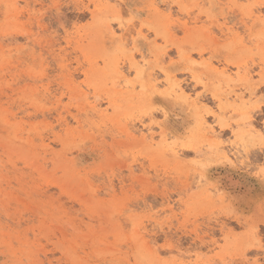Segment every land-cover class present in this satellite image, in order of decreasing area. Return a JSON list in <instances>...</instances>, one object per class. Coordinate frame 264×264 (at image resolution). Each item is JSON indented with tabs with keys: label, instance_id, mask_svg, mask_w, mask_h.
Segmentation results:
<instances>
[{
	"label": "rangeland",
	"instance_id": "374dc122",
	"mask_svg": "<svg viewBox=\"0 0 264 264\" xmlns=\"http://www.w3.org/2000/svg\"><path fill=\"white\" fill-rule=\"evenodd\" d=\"M262 5L0 0V264H264Z\"/></svg>",
	"mask_w": 264,
	"mask_h": 264
},
{
	"label": "snow or ice",
	"instance_id": "6c2138e0",
	"mask_svg": "<svg viewBox=\"0 0 264 264\" xmlns=\"http://www.w3.org/2000/svg\"><path fill=\"white\" fill-rule=\"evenodd\" d=\"M243 7V6H242ZM264 7V5H262ZM68 21L64 19V17H60L57 20L53 21V26H60V27H67ZM143 27V26H141ZM151 31V29H149ZM143 38V37H141ZM137 37L134 35L132 39V46L135 49ZM158 43V41H157ZM166 54V53H165ZM157 63H159V53H157ZM144 64H148V60H144ZM264 91V90H262ZM163 93H161L162 95ZM261 109L264 110V97L261 98ZM155 111H162L161 109H155ZM254 114V109L246 111L244 113V120L246 122H250L252 120ZM167 114L165 113V118ZM262 119H264V111H262ZM256 153L257 159L260 160L261 157H264V127H261L259 133H256L255 130H253V134L250 138H248L244 144H243V151L241 153L240 159L236 161L235 164H233V167H248L249 174H254L257 177L261 179L262 182H264V160H261V162L258 164L257 167L253 168L251 166V160L245 161L244 157L248 156L249 154ZM208 164L205 163L202 165V167H207ZM203 179V176L201 177ZM139 191V190H137ZM259 217L258 219L256 217H253L250 220L249 223V231L252 236H255L257 231L264 232V199L260 200L259 203ZM124 211H128V206L125 205ZM131 217V213H129ZM60 264H64L63 261L60 262ZM72 264H80L78 261H72Z\"/></svg>",
	"mask_w": 264,
	"mask_h": 264
},
{
	"label": "bare ground",
	"instance_id": "6f19581e",
	"mask_svg": "<svg viewBox=\"0 0 264 264\" xmlns=\"http://www.w3.org/2000/svg\"><path fill=\"white\" fill-rule=\"evenodd\" d=\"M253 4V3H252ZM157 5V4H156ZM254 5V4H253ZM258 13V12H257ZM125 20V19H124ZM127 21H129V20H127ZM133 23V22H132ZM132 23H129V24H127V23H124L123 21H120L118 24H119V26H118V28L119 29H116L117 27H115V29L116 30H120V31H122V30H128V31H130V27L131 26H133V24ZM135 25H136V23H135ZM114 29V30H115ZM132 29V28H131ZM122 33V32H121ZM124 33V32H123ZM128 33V32H127ZM127 33H124V34H127ZM133 33H134V30H133ZM129 34V33H128ZM113 35V34H112ZM135 35H137V34H135ZM114 36V35H113ZM119 36V35H118ZM122 36V35H121ZM129 35H127V37H128ZM115 37V36H114ZM117 37V36H116ZM115 37V38H116ZM125 39H126V37H125ZM121 40V39H120ZM117 41V40H116ZM127 42V41H126ZM125 42V43H126ZM121 43V42H120ZM120 45V44H119ZM143 56V55H142ZM141 56V57H142ZM145 58V57H144ZM144 58L142 59V60H144ZM170 79H173V78H171V76L170 75H166V80H167V82L169 83V85L172 87V90L173 91H180V95H182V96H186V92H185V90H184V88L182 87V85L179 83V82H171V80ZM213 96H214V98L216 99V100H220L221 98V96H219L218 97V95L217 94H213ZM201 101H200V98L198 97V96H196V99H194V104H198V103H200ZM195 106V105H194ZM219 109L218 110H220V107H218ZM215 117L217 116V115H214ZM202 119V118H201ZM204 122H202V124H203ZM206 127V126H205ZM204 127V128H205ZM212 126H208V128L207 129H209V130H211V131H213L212 130ZM166 136H167V134H166ZM216 136V135H215ZM236 136V135H235ZM219 137V135L216 137V138H218ZM153 138V137H152ZM163 140H166V138H165V136L163 137ZM168 140V139H167ZM228 151V150H227ZM226 153V152H225ZM227 153H229V152H227Z\"/></svg>",
	"mask_w": 264,
	"mask_h": 264
}]
</instances>
